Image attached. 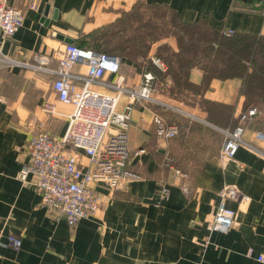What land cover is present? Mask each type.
<instances>
[{"label": "crops", "instance_id": "obj_1", "mask_svg": "<svg viewBox=\"0 0 264 264\" xmlns=\"http://www.w3.org/2000/svg\"><path fill=\"white\" fill-rule=\"evenodd\" d=\"M8 2L24 9L25 20L11 37L0 31L3 52L23 63L0 69V264H262L256 257L264 253V155L242 145L226 166L219 161L220 128L238 124L250 105L242 80L213 78L206 83L197 59L180 67L185 54L179 53L175 36L152 44L150 52L162 44L173 52L171 60L164 53L169 64L161 56L168 70L156 67L159 73L153 72L154 99L135 101L123 94L118 104V111L130 117L128 169L138 176H129L114 190L94 185L103 201L93 216L70 226L42 202L37 177L31 173L21 181L18 174L29 159L27 146L34 134L49 132L60 141L67 130L73 105L57 99L52 75L40 68L45 59L57 66L66 38L79 45L84 34L112 24L138 3L167 7L185 24L203 22L225 34L264 36V0ZM149 55L123 56L119 75L108 78L122 77L124 86L138 87L143 73L155 67ZM170 69L184 74L183 84ZM73 70L86 71L81 64ZM256 105H264V96ZM156 115L176 125L177 136H158ZM257 131H264L263 116L248 124L244 138L264 150ZM78 153L87 164L88 156ZM226 184L236 185L249 199L228 200L237 212L236 225L225 233L210 231L218 191ZM9 234L21 237L20 249L7 243Z\"/></svg>", "mask_w": 264, "mask_h": 264}, {"label": "built area", "instance_id": "obj_2", "mask_svg": "<svg viewBox=\"0 0 264 264\" xmlns=\"http://www.w3.org/2000/svg\"><path fill=\"white\" fill-rule=\"evenodd\" d=\"M30 6L37 7L34 1ZM24 20L23 8L9 4L8 0H0V31L4 37L15 35ZM151 61L159 70H168L160 57L152 56ZM20 64L23 65L5 54L0 46V69ZM76 64H81L86 71L75 72L73 67ZM121 65L120 55L66 43L56 67H52L48 59L40 67L52 75L57 99L72 104L73 111L68 115V127L60 141L49 132H38L31 137L27 146L29 159L18 178L26 181L29 174H34L42 202L60 212L70 226L93 216L101 207L102 194L94 185L102 184L114 190L129 176H138L128 169L131 150L127 127L130 117L128 113L118 111V104L123 94L131 95L135 101H152L156 77L152 71H145L138 87H126L122 84V77H118L117 81L108 78L119 75ZM259 116L264 117V105H252L240 113L237 126L220 129L223 134L219 152L222 166L235 159L242 145L264 155L262 148L244 138L248 124ZM154 124L160 137L173 138L178 134L177 126L168 125L160 115L154 117ZM256 138L264 143V131H257ZM78 151L88 156L87 164L81 161ZM175 173L183 174L179 169H175ZM184 190L187 191V187ZM218 198L207 226L210 231L225 233L236 225L237 217L236 210L229 207L227 201H247L249 197L236 185L226 184L218 191ZM7 243L18 250L22 239L9 234ZM256 258L264 264V253Z\"/></svg>", "mask_w": 264, "mask_h": 264}, {"label": "trees", "instance_id": "obj_3", "mask_svg": "<svg viewBox=\"0 0 264 264\" xmlns=\"http://www.w3.org/2000/svg\"><path fill=\"white\" fill-rule=\"evenodd\" d=\"M143 8L170 10L163 6H147L138 3L131 11L122 13L117 21L112 24L116 25L119 21H136L137 19H141ZM170 11H172L175 16L172 21L175 31L171 33L177 38L179 53L185 54L182 57L183 60H181L180 67L183 65L191 66L194 60L197 59V64H201L205 70L204 81L206 83L213 78H240L242 80V91L250 103L245 109L252 105H256L258 101L262 100L264 96V36L240 32L225 34L207 27L203 22L185 24L179 20L177 12L173 10ZM152 29L155 30L153 26ZM162 38L164 37H154L148 41V44L152 45L153 42ZM72 43L76 44L75 41ZM146 48L148 49L147 46ZM164 48H166L167 51H165L171 60L173 52L167 45H165ZM165 51H162L160 55L162 54L163 56H161L164 57V60L169 64L170 60L164 55ZM201 52L205 56L206 52H209L208 55L212 56L214 59L207 62V64L203 63L201 59L203 55ZM108 53L117 54L109 51ZM117 55L129 56L126 53ZM189 55L191 58H189ZM138 57H140L139 54L134 59ZM145 62L146 64L149 63V59H146ZM150 71L159 73L155 67ZM169 74L176 79L177 82L183 84L181 77H183L184 74L180 73L179 70L178 72H173L172 69H170ZM235 126H237V124ZM233 127H223V129Z\"/></svg>", "mask_w": 264, "mask_h": 264}, {"label": "rangeland", "instance_id": "obj_4", "mask_svg": "<svg viewBox=\"0 0 264 264\" xmlns=\"http://www.w3.org/2000/svg\"><path fill=\"white\" fill-rule=\"evenodd\" d=\"M142 12V18L136 21H119L116 25H103L90 33L84 34L79 45L121 55L126 53L129 57H136L139 54L142 58L150 54V57L158 56L161 58L162 54L160 55V53L166 50V48H164L166 44H162L159 48L150 52L152 45L148 44V41L159 36L165 38L174 36L172 34L173 31H175L172 22L175 17L174 13L170 10H154L147 8H143ZM152 26L155 30L152 29ZM166 51L165 53L167 54ZM201 54L203 55L202 52ZM208 54L209 52H206V56L203 55V57H201L205 64L214 59Z\"/></svg>", "mask_w": 264, "mask_h": 264}, {"label": "water", "instance_id": "obj_5", "mask_svg": "<svg viewBox=\"0 0 264 264\" xmlns=\"http://www.w3.org/2000/svg\"><path fill=\"white\" fill-rule=\"evenodd\" d=\"M65 40H66L68 43H72V42H73V40L70 39V38H66Z\"/></svg>", "mask_w": 264, "mask_h": 264}]
</instances>
